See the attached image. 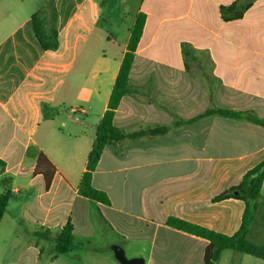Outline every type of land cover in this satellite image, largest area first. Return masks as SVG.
<instances>
[{"label": "crops", "instance_id": "0c3cea01", "mask_svg": "<svg viewBox=\"0 0 264 264\" xmlns=\"http://www.w3.org/2000/svg\"><path fill=\"white\" fill-rule=\"evenodd\" d=\"M106 1H45V28L52 9L56 13L57 42L48 50L34 37L36 4L19 21L12 8H2L0 193L9 195L0 219V264H119L110 245H135L128 258L145 264H202L207 241L167 226V218L227 236L240 226L242 201L212 199L264 161V126L219 115L173 123L208 108L264 120V0H253L241 19L231 21L221 20L219 7L235 0H115L123 35L120 41L110 35L101 40L117 49L113 55L96 54L90 43L106 24ZM181 2L187 3L184 13H163L171 7L164 3ZM138 13L145 22L128 75L130 90L113 126L123 133L168 129L103 147L91 185L106 193V205L80 196L78 186ZM165 30L178 34L168 41ZM182 43L189 57L181 53ZM80 64H89L85 74L75 71ZM102 73L108 76L99 114L88 112L91 107H65L97 100ZM39 154L54 168L48 187L34 170ZM15 179L26 180L25 188L14 186ZM256 205L247 240L264 246V182ZM68 221L72 244L56 254L55 238Z\"/></svg>", "mask_w": 264, "mask_h": 264}, {"label": "trees", "instance_id": "16d2710c", "mask_svg": "<svg viewBox=\"0 0 264 264\" xmlns=\"http://www.w3.org/2000/svg\"><path fill=\"white\" fill-rule=\"evenodd\" d=\"M252 2L253 0H235L228 6H220L219 14L221 20L231 21L241 19L244 13L251 7ZM50 6L52 7L53 4L50 3ZM55 14L54 9H52L51 25L47 28L43 27L40 18H37L36 16L32 17L34 37L40 48L43 50L52 49L56 46V31L54 28L56 20ZM144 22L145 15L138 13L129 30V39L127 41L126 50L123 54L112 85L106 109L98 122L95 136L87 156L85 171L81 176L78 186V194L80 196L106 205L109 204V199L106 193L91 185L92 172L100 158L103 147L107 143L116 142L125 137L136 138L141 135H157L166 132L168 129V127L163 126L135 133H123L113 126L115 110L117 109L121 98L130 90L128 75L133 62L134 52L142 34ZM181 53L185 57L190 56L191 53L187 44H181ZM211 115L237 119L244 117V119L248 121L264 126V120L258 119L249 113L235 112L221 108H208L203 113L189 120L180 122L177 120L173 125H178L180 123H193L202 117ZM34 170L40 171V173L43 174L45 186L48 187L51 179L48 175V170L54 171V168L43 154L37 156ZM262 182H264V161L259 162L256 166L246 171L238 185L220 193L212 199L213 202H216L227 198H236L244 203L240 226L238 230L230 236L214 232L174 217H168L166 225L207 241V245L203 251L202 264H215L218 261L221 252L226 249L264 260V246L254 244L247 240L249 228L256 211V201L259 198ZM235 190L237 191L236 195L233 194V191ZM8 195L9 193L7 191L0 193V219L5 211L8 202ZM71 230L72 227L68 221L55 238V244L53 247L54 253L62 254L69 250L73 240Z\"/></svg>", "mask_w": 264, "mask_h": 264}, {"label": "rangeland", "instance_id": "374dc122", "mask_svg": "<svg viewBox=\"0 0 264 264\" xmlns=\"http://www.w3.org/2000/svg\"><path fill=\"white\" fill-rule=\"evenodd\" d=\"M2 0H0L1 2ZM23 3L20 2V0H10V2L8 3L7 0L5 1V3H0V19L2 21V12L3 9H9L12 11L13 13H15L16 19L19 21L20 17L23 15L24 12H31L34 10V5L36 4L38 7V11L36 12L34 16H36L37 18H40L42 16L41 11H43L42 9L45 7L44 2L47 0H21ZM163 5H170L171 7H166L165 10L163 11V13H184L186 7H187V3L186 2H181V3H164ZM5 6V7H3ZM45 9V8H44ZM120 9H121V5L119 2L115 1V0H107L105 7H104V12H103V17L104 20L106 21V24H101V29L97 28L94 33H92V35L90 36V43L91 46L95 45L96 48L94 50V52L97 54L98 52L101 53V50H103L105 53L107 54H111L113 55L115 50H117L115 47L110 48L111 46H108L107 43H101V40L104 39V35H110L113 38H116L118 41L121 40V37L123 35V30H121V24L122 22L119 20L120 17ZM46 12V11H45ZM46 14H48L46 12ZM41 22L43 27H46L44 18L41 17ZM184 20V19H183ZM182 21V20H181ZM128 21H126L127 23ZM166 32L168 31V36L166 37V39L169 41L170 39H172L173 37H175V34H178L177 30H165ZM164 32V33H166ZM215 42H218V40H215ZM216 44V43H215ZM87 46H85V50H84V54L87 53ZM201 55L200 53L198 54V56ZM206 54L202 55L203 59H206L204 57ZM201 57V56H200ZM91 67V66H90ZM193 71L196 72V68H192ZM206 69V68H204ZM79 71L81 74L82 73H86V70H89V64L88 65H83L80 64V67H78V65L75 68V71ZM78 74L79 76H81V74ZM199 73V72H197ZM108 74V73H107ZM107 74H101L99 76L100 80L102 81L101 84H97V90L99 92V94L97 93V97L95 99V101H92L90 103V105L85 104L84 102H77L74 103V106H65L67 107V109L70 108H84V109H88V107H91L92 110H87L88 112H90L92 115H97L100 113L101 107H102V101H98L99 100V95L103 94V91H105V89L107 88V82L105 81V76ZM108 76V75H107ZM196 79V78H195ZM105 83V84H104ZM0 172H1V167H0ZM14 186H20L21 188H25V182L26 180H14ZM22 193H24L22 191ZM123 249V248H122ZM124 254L126 257H128L130 254H132L135 251V245L132 246H124ZM255 259H253L252 257H249L248 255H244L241 253H236L232 250L226 249L223 250L220 254V257L218 259V261L215 264H253V262Z\"/></svg>", "mask_w": 264, "mask_h": 264}, {"label": "water", "instance_id": "95a60500", "mask_svg": "<svg viewBox=\"0 0 264 264\" xmlns=\"http://www.w3.org/2000/svg\"><path fill=\"white\" fill-rule=\"evenodd\" d=\"M233 194L236 195L237 191L236 190L233 191ZM110 250L112 251L115 260L119 264H145V261L143 258H139V257L128 258V257H126L122 248L117 246V245H110Z\"/></svg>", "mask_w": 264, "mask_h": 264}]
</instances>
